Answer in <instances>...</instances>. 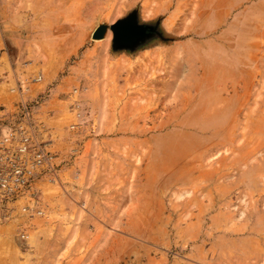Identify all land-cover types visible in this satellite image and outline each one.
Returning a JSON list of instances; mask_svg holds the SVG:
<instances>
[{
	"label": "rangeland",
	"instance_id": "1",
	"mask_svg": "<svg viewBox=\"0 0 264 264\" xmlns=\"http://www.w3.org/2000/svg\"><path fill=\"white\" fill-rule=\"evenodd\" d=\"M26 110L54 169L41 215L0 204V264H264V0H0Z\"/></svg>",
	"mask_w": 264,
	"mask_h": 264
},
{
	"label": "built area",
	"instance_id": "2",
	"mask_svg": "<svg viewBox=\"0 0 264 264\" xmlns=\"http://www.w3.org/2000/svg\"><path fill=\"white\" fill-rule=\"evenodd\" d=\"M41 79L38 76L34 81ZM34 127L31 114L26 110L21 122L0 128V204L13 208L27 199L22 211L36 210L41 215L36 184L54 168L50 152L44 142L37 139Z\"/></svg>",
	"mask_w": 264,
	"mask_h": 264
},
{
	"label": "bare ground",
	"instance_id": "3",
	"mask_svg": "<svg viewBox=\"0 0 264 264\" xmlns=\"http://www.w3.org/2000/svg\"><path fill=\"white\" fill-rule=\"evenodd\" d=\"M124 25V24H123ZM120 24L118 26V29L116 30V28L114 27L115 30V37L117 40L118 44H133V42L136 40V38H138L139 33L142 31L141 29L138 28H134L132 31H130V28L126 25L123 26ZM120 28V30H119Z\"/></svg>",
	"mask_w": 264,
	"mask_h": 264
},
{
	"label": "crops",
	"instance_id": "4",
	"mask_svg": "<svg viewBox=\"0 0 264 264\" xmlns=\"http://www.w3.org/2000/svg\"><path fill=\"white\" fill-rule=\"evenodd\" d=\"M1 113L2 112L0 111V128L4 126V121L7 119V117H2Z\"/></svg>",
	"mask_w": 264,
	"mask_h": 264
}]
</instances>
